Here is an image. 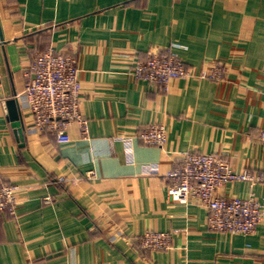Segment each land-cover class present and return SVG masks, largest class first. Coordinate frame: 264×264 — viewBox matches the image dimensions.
Wrapping results in <instances>:
<instances>
[{
  "label": "crops",
  "instance_id": "0c3cea01",
  "mask_svg": "<svg viewBox=\"0 0 264 264\" xmlns=\"http://www.w3.org/2000/svg\"><path fill=\"white\" fill-rule=\"evenodd\" d=\"M50 45L75 58L87 133L70 121L59 143L26 114L21 141L7 101L19 110L23 70ZM168 49L193 74L165 90L131 77ZM217 61L220 81L204 75ZM151 122L166 128L163 148L137 136ZM263 124L264 0H0V182L17 187L0 264H264V217L251 234L213 231L204 205L168 199L165 178L193 150L264 178ZM219 192H252L264 210V180ZM148 230L170 246L143 249L134 238Z\"/></svg>",
  "mask_w": 264,
  "mask_h": 264
},
{
  "label": "built area",
  "instance_id": "2783aa9c",
  "mask_svg": "<svg viewBox=\"0 0 264 264\" xmlns=\"http://www.w3.org/2000/svg\"><path fill=\"white\" fill-rule=\"evenodd\" d=\"M183 61L171 50L167 52L151 51L148 59L137 60L129 73L137 80H144L151 85L167 89L172 79L184 78L193 74ZM226 65L222 61L213 63L208 73H203L216 81L225 79ZM24 89L16 95L20 117L31 119V129L35 131L51 130L59 143L69 141L67 123L76 121L81 132L87 133V119L80 110L81 81L79 69L71 53L56 49L50 45L38 52L32 62L25 67ZM137 136L144 144L163 148L166 142V128L160 122L143 125ZM259 140L264 144V124L261 126ZM181 164L170 168L165 178L167 197L170 201L187 204L196 200L208 210V228L213 231L251 234L262 222L264 210L251 192L247 197L221 194L219 189L227 182L239 180L252 185L264 180L251 169L236 171L220 154L203 151H187L180 155ZM64 181V176L57 178ZM16 186L0 182V213L8 211L15 215ZM49 197L45 202H49ZM143 249L158 250L170 246L171 234L168 231L148 230L137 235Z\"/></svg>",
  "mask_w": 264,
  "mask_h": 264
},
{
  "label": "water",
  "instance_id": "95a60500",
  "mask_svg": "<svg viewBox=\"0 0 264 264\" xmlns=\"http://www.w3.org/2000/svg\"><path fill=\"white\" fill-rule=\"evenodd\" d=\"M10 109V119L12 120V125L15 127V132L19 138V140H24V126L23 122L20 118L19 110L15 105V99H10L7 101Z\"/></svg>",
  "mask_w": 264,
  "mask_h": 264
}]
</instances>
